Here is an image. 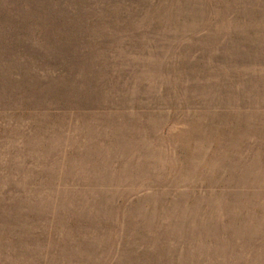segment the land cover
I'll list each match as a JSON object with an SVG mask.
<instances>
[{
  "label": "rangeland",
  "instance_id": "374dc122",
  "mask_svg": "<svg viewBox=\"0 0 264 264\" xmlns=\"http://www.w3.org/2000/svg\"><path fill=\"white\" fill-rule=\"evenodd\" d=\"M0 264H264V0H0Z\"/></svg>",
  "mask_w": 264,
  "mask_h": 264
}]
</instances>
